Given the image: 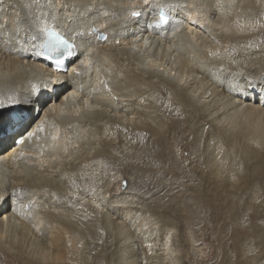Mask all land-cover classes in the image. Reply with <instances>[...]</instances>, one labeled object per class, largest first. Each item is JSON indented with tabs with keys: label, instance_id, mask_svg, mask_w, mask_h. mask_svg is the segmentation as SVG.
<instances>
[{
	"label": "bare ground",
	"instance_id": "1",
	"mask_svg": "<svg viewBox=\"0 0 264 264\" xmlns=\"http://www.w3.org/2000/svg\"><path fill=\"white\" fill-rule=\"evenodd\" d=\"M250 4L0 0V256H11L6 264H70V228L98 240L93 226L109 238L113 224L114 264H168L162 249L145 252L138 231L122 235L115 215L132 216L116 206L118 193L108 194L101 169L123 155H143L140 140L161 142L171 118L153 94L177 102L196 128L206 124L248 145L264 143V54H253L234 24ZM159 7L173 22L152 30ZM132 10L140 17L131 18ZM49 26L76 45L60 73L42 62V29Z\"/></svg>",
	"mask_w": 264,
	"mask_h": 264
},
{
	"label": "rangeland",
	"instance_id": "2",
	"mask_svg": "<svg viewBox=\"0 0 264 264\" xmlns=\"http://www.w3.org/2000/svg\"><path fill=\"white\" fill-rule=\"evenodd\" d=\"M253 2L247 12L238 11L234 24L248 36L249 50L264 54V1ZM151 99L170 112L161 142L142 139L143 144L136 138L137 148L146 145L143 155H123L105 165V172L101 169L108 194L118 193L116 206L132 216L125 221L115 215L122 235L133 237L138 231L145 252L162 249L168 264H264V143L252 139L248 145L240 136L232 138L206 124L196 128L186 123L177 102L156 94ZM32 111L30 107L27 113ZM151 150L159 155L153 158ZM93 227L98 240L70 228L75 232L70 234V264H114L108 244L118 235V225L108 228L109 238ZM102 239L107 243L101 247ZM10 257L0 256V264ZM61 261L56 264H69Z\"/></svg>",
	"mask_w": 264,
	"mask_h": 264
},
{
	"label": "snow or ice",
	"instance_id": "3",
	"mask_svg": "<svg viewBox=\"0 0 264 264\" xmlns=\"http://www.w3.org/2000/svg\"><path fill=\"white\" fill-rule=\"evenodd\" d=\"M143 4L144 5H149V0H143ZM169 8H177V7H184V5H168ZM141 12L137 11V10H132L130 12V17L135 19L140 17ZM157 16L158 19H156L152 24H149L148 27H155V28H159V29H165L166 27L170 26L172 24V19L170 17L169 14L165 13L164 8L163 7H159V10L157 12ZM42 31L45 32L46 35L48 36H55V33L51 30L48 29L47 27H45L44 29H42ZM83 33H77V35H82ZM57 41L59 44L62 45H66L67 47H71V45L68 44V42L66 40H62L59 37H56ZM97 39H107V37L105 36H98ZM63 54V53H61ZM69 54H71L69 52ZM210 56L215 55V53L210 52L209 53Z\"/></svg>",
	"mask_w": 264,
	"mask_h": 264
}]
</instances>
